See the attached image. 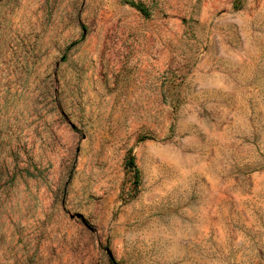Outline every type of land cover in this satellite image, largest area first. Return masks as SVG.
<instances>
[{
  "label": "rangeland",
  "instance_id": "374dc122",
  "mask_svg": "<svg viewBox=\"0 0 264 264\" xmlns=\"http://www.w3.org/2000/svg\"><path fill=\"white\" fill-rule=\"evenodd\" d=\"M113 262L264 264V0H0V264Z\"/></svg>",
  "mask_w": 264,
  "mask_h": 264
},
{
  "label": "trees",
  "instance_id": "16d2710c",
  "mask_svg": "<svg viewBox=\"0 0 264 264\" xmlns=\"http://www.w3.org/2000/svg\"><path fill=\"white\" fill-rule=\"evenodd\" d=\"M140 12L147 15L145 8L139 4H133ZM124 166L126 170L131 173V179L134 187L136 188L139 184V170L135 163V157L132 155V152L129 150L125 158ZM114 263V262H113ZM115 264V263H114Z\"/></svg>",
  "mask_w": 264,
  "mask_h": 264
}]
</instances>
